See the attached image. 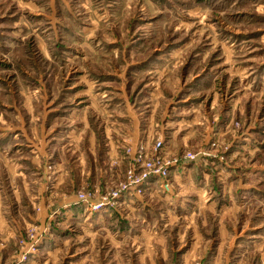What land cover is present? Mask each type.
I'll list each match as a JSON object with an SVG mask.
<instances>
[{
	"label": "rangeland",
	"instance_id": "rangeland-1",
	"mask_svg": "<svg viewBox=\"0 0 264 264\" xmlns=\"http://www.w3.org/2000/svg\"><path fill=\"white\" fill-rule=\"evenodd\" d=\"M0 264H264V0H0Z\"/></svg>",
	"mask_w": 264,
	"mask_h": 264
}]
</instances>
